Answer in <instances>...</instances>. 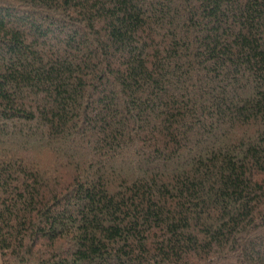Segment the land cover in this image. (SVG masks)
I'll list each match as a JSON object with an SVG mask.
<instances>
[{"label":"trees","instance_id":"1","mask_svg":"<svg viewBox=\"0 0 264 264\" xmlns=\"http://www.w3.org/2000/svg\"><path fill=\"white\" fill-rule=\"evenodd\" d=\"M0 264H264V0H0Z\"/></svg>","mask_w":264,"mask_h":264}]
</instances>
